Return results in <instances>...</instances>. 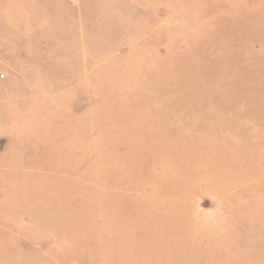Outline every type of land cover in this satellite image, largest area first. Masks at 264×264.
<instances>
[{
	"label": "rangeland",
	"instance_id": "rangeland-1",
	"mask_svg": "<svg viewBox=\"0 0 264 264\" xmlns=\"http://www.w3.org/2000/svg\"><path fill=\"white\" fill-rule=\"evenodd\" d=\"M0 264H264V0H0Z\"/></svg>",
	"mask_w": 264,
	"mask_h": 264
},
{
	"label": "bare ground",
	"instance_id": "bare-ground-1",
	"mask_svg": "<svg viewBox=\"0 0 264 264\" xmlns=\"http://www.w3.org/2000/svg\"><path fill=\"white\" fill-rule=\"evenodd\" d=\"M151 202V201H150Z\"/></svg>",
	"mask_w": 264,
	"mask_h": 264
}]
</instances>
